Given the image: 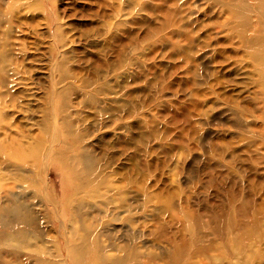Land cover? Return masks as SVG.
I'll use <instances>...</instances> for the list:
<instances>
[{
	"label": "rangeland",
	"instance_id": "obj_1",
	"mask_svg": "<svg viewBox=\"0 0 264 264\" xmlns=\"http://www.w3.org/2000/svg\"><path fill=\"white\" fill-rule=\"evenodd\" d=\"M0 264H264V0H0Z\"/></svg>",
	"mask_w": 264,
	"mask_h": 264
}]
</instances>
